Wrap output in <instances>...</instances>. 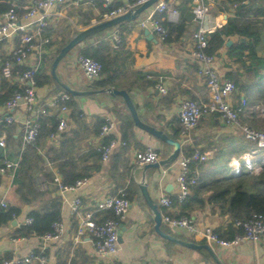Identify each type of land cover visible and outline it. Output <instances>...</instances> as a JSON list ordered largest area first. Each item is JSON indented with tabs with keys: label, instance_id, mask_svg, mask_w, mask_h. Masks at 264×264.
I'll return each instance as SVG.
<instances>
[{
	"label": "crops",
	"instance_id": "obj_1",
	"mask_svg": "<svg viewBox=\"0 0 264 264\" xmlns=\"http://www.w3.org/2000/svg\"><path fill=\"white\" fill-rule=\"evenodd\" d=\"M103 1L105 4H125L128 10L137 7L131 3V0ZM166 1H168L170 8L178 12L176 20H169L167 12L165 13L166 18L172 23H179L182 16V10L179 8L183 0ZM206 2L211 7L210 25L222 27L236 14L235 7L229 6L228 0H206ZM247 3L250 4V2ZM101 11L98 5L92 3V0L83 2L66 0L65 3L54 8L51 26L48 28V33L51 34L50 37L54 44L46 48L39 73L50 67L51 57L60 46L57 41L61 40L62 37L58 35V31L63 32L62 29H65L68 32L70 27L80 31L86 28L84 22L89 19L93 21V18L100 16ZM156 13H158V4L143 12L137 20L110 28L105 33L109 36V34L118 32L123 40L121 60L125 66V75L121 82L134 85L129 93L137 107L140 118L144 122L162 129L171 138H175L174 135L178 134L180 139L177 140L182 142V145H187L196 149L197 152L208 155V160L206 162L199 161L201 165L195 169L202 182L235 175L230 163L242 162V155L251 149L253 144L246 141L238 129L227 125L219 115L204 117L198 126L189 132V139L182 136V131L177 133V130L181 129L182 126L179 118L181 102L186 98L208 102L211 93L204 77L199 73L200 64L194 58L196 47L193 36L197 23L193 19L192 12L190 13L192 19L188 20L186 33L178 41L171 44H164L156 30L153 32L156 41L149 40L145 35L146 27L141 28L140 26V22L146 23L148 20L156 23L154 20ZM258 20V27L262 35L256 50L258 56L264 57V22L262 19ZM255 22L257 21L255 20ZM108 39L112 44V39L109 37ZM243 39V42L248 40L247 37L234 35L226 37V42L232 40V44H234ZM94 42L95 39H91V43ZM226 42L215 54L214 67L223 80L235 82L236 90L232 96L234 105L241 106V102L247 100V106L244 108L241 117V121L242 118L244 120L242 123L264 131V103H262L264 102V85L259 83L258 78L255 77L249 67L242 65L230 56V46ZM15 43V41L0 42V96L6 93V89L2 86L4 78L1 75L3 58L9 52V45L13 46ZM83 45L84 43L79 46L83 47ZM78 58V50L74 48L60 62L58 73L62 80L73 87L88 89L86 88L87 80L78 65ZM244 59L249 65V60ZM151 82L156 84L149 85L148 83ZM56 84L39 86V96L43 99L52 93L63 92V90L55 91ZM161 86L167 89L166 93L161 92ZM76 100L84 111L83 128L85 130L81 132L83 137L79 152L81 155L87 153L90 148L96 147L101 140L100 134L99 136L91 135L97 119L105 122L115 121L114 136L118 139L122 138L118 113L131 116L122 97L102 93L89 97H77ZM3 107L4 104H0V142L2 144L5 143L8 134L7 130L4 129L5 127L2 126L3 118L7 115V111ZM13 114L15 123L12 125L16 126L14 137L19 138L20 135L23 136V124L26 119L25 108L20 107ZM69 121V130H76L78 125L71 119ZM132 129L133 138L127 149L124 150L119 145L120 147L118 146L119 148L117 147L113 152L111 161L102 162L100 170L94 172L84 186L77 191L63 195L64 200L61 198L63 202L61 223L64 226L66 236L54 241L45 242L39 236H18L17 231L22 227L29 212L37 208V205H28L20 199L16 192L15 176L11 172L3 175L1 177L0 196L4 198L6 206H2V208L15 205L22 209V213L16 218L18 222L16 225L12 224L11 221L9 224L0 227V259L7 255L19 258L33 251L42 252L40 249L46 245L47 264H217L209 252L202 250L204 248L189 249L164 239L156 232L154 215L147 206L138 185L142 179L144 166L137 162L136 154L147 147H152L159 152L161 159H163L173 151V146L154 138L136 125ZM263 168L264 163L259 170L261 171ZM46 169L50 170L51 168L48 166ZM180 171L181 165L177 160L174 164L159 169L151 168L146 172L145 179L148 182L149 191L157 202L164 195L171 198L177 196L179 192L177 176ZM132 181L136 190L135 195L130 200L131 207L128 213L120 220L119 233L121 236H119L118 253L109 256L99 254L92 240L87 238L79 243H74L69 235H73L79 221L71 212L73 200L77 197L81 198L83 211L94 210L98 200L108 194L117 193L118 190L125 188ZM54 192V195L60 196L56 189ZM210 194L211 190L207 187L198 192L196 198L203 200L204 205L198 206L199 203L195 201L196 207L190 212V216L194 217L200 226H211L217 232L228 236L231 218L228 215H221L219 209L208 202ZM191 195L194 193L191 192ZM159 208L162 215L168 211L175 214L181 211L179 206H174L172 210H168L159 204ZM98 213H102V211L96 212V216ZM162 225L182 239L196 244L210 245L221 264H264V236L257 242H244L233 248H221L209 243L201 232L192 235L183 230H172L167 225Z\"/></svg>",
	"mask_w": 264,
	"mask_h": 264
},
{
	"label": "built area",
	"instance_id": "obj_2",
	"mask_svg": "<svg viewBox=\"0 0 264 264\" xmlns=\"http://www.w3.org/2000/svg\"><path fill=\"white\" fill-rule=\"evenodd\" d=\"M21 4L15 2L17 7L24 9V13L19 15L15 9H10L0 15V42L15 41L13 46L9 45L6 60L1 67V75L4 79L15 82L19 86L13 95L4 103V109L7 115L2 123L11 125L15 123L13 112L20 107L26 111V119L23 124V140L25 143H31L36 140L39 130V118L51 108L52 112L58 114L57 133L51 138L57 140L61 133L69 129V109L60 106L61 102L70 100L69 93H52L49 97L43 98L38 94L37 74L43 62V54L47 45L51 41L48 35V28L51 26L52 11L59 4L66 0H20ZM83 1V0H78ZM147 0H137L135 5L139 6ZM108 4L106 3L105 6ZM127 7H120L110 13L109 18L127 12ZM158 12H167L169 20L177 19V10L170 8L168 1L161 0L158 3ZM211 12L210 5L205 0H192V13L194 21L197 23L194 32L195 51L194 58L200 64L199 73L204 77L211 98L208 102H199L191 98L184 99L179 108V118L183 126L182 136L188 138L189 132L195 129L199 122L208 115L219 114L221 118L230 127L238 129L246 141L253 144V147L247 150L241 157L242 162L234 161L230 163L233 173L238 174L243 170L252 173H258L264 163V132L248 126L241 121L244 108L247 106V100L241 102V106L234 105L232 96L236 90V84L233 80H223L215 69V56L207 52L209 46V35L221 27L209 24ZM156 32L163 36L166 30L155 23ZM141 28L146 27L145 22H140ZM112 44L117 48L120 43V35L115 32L109 35ZM13 57V58H12ZM12 58V59H11ZM78 65L82 70L87 84H91L99 79L103 69L102 64L90 57L79 56ZM162 93H166L164 86L160 87ZM51 114V113H50ZM116 128L115 121H106L101 127L100 142L96 149L102 154V162H109L113 152L121 145L126 143L114 136ZM110 137L109 142H103L104 138ZM189 139V138H188ZM206 153L195 152L190 158L181 153L179 164L181 171L177 176L179 192L177 197L183 201L191 192V187L197 183L198 174L190 169L192 161L206 162L208 160ZM137 162L144 166L149 163L159 162L161 160L159 152L147 147L136 154ZM5 167L0 169V175H6L11 172L15 176L19 167V160L5 161ZM50 166V164L48 163ZM52 169V168H51ZM50 169V170H51ZM259 170V171H258ZM88 179L78 180L73 185H66L62 182L59 174L54 173L53 178L49 179L45 175L37 177L36 182L42 190L56 189L59 195L68 192H74L87 183ZM1 188V182H0ZM64 200V198H63ZM159 204L168 210L173 209V199L169 196H162ZM0 206H6L5 200L0 196ZM131 207V201L127 197L125 189H121L117 195L108 194L96 203L94 210L83 211V202L77 197L71 204V212L79 221L78 227L72 237L74 243H79L84 239L92 240L99 254L109 256L115 255L119 251V229L120 220L126 216ZM112 210L116 217L107 218L105 221H99L96 212ZM163 224L172 230L188 232L192 235L201 232L209 243L221 248H233L244 242H257L264 236V215L253 217L252 219L236 222L237 227L243 229V233H237L232 239L222 238L219 233L211 226H200L192 216L173 217L169 214L162 215ZM31 218H25L24 223L30 224ZM66 236L64 226L61 222L55 225V231L43 238L45 242H51L60 237ZM46 245H43L40 254L30 252L19 258L4 260L1 264H47V257L44 254Z\"/></svg>",
	"mask_w": 264,
	"mask_h": 264
},
{
	"label": "trees",
	"instance_id": "obj_3",
	"mask_svg": "<svg viewBox=\"0 0 264 264\" xmlns=\"http://www.w3.org/2000/svg\"><path fill=\"white\" fill-rule=\"evenodd\" d=\"M136 1L137 0H131V3L135 4ZM15 2L21 4L20 0H0V15L12 8L15 9L19 15L23 14L24 9L17 7ZM247 2H250V4ZM92 3L98 5L102 11L100 16L93 18V21L89 19L84 22V26L86 27L106 20L113 10L124 6L126 7L125 4L121 3L108 4L105 6L103 0H92ZM227 3L229 6L235 7L236 14L234 18L229 19L225 25L209 35L207 52L215 56L219 49L225 45L226 37L234 35L247 37V41L243 42L242 40H239L230 46V56L234 57L242 65L249 67L255 74V77L258 78L259 83L264 85V57L258 56L256 50L262 35V32L258 27V19H262L264 22V0H228ZM180 5V8H178L182 10V16L179 23L170 22L166 18V12H158L154 16V20L166 30V33L163 36H160L161 41L164 44H171L178 41L187 31L188 20L192 19V0H183ZM254 19L257 22H255ZM62 31L63 32L58 31V35L62 38L57 41L60 46L51 57L50 67L46 68L42 73L38 72L37 74L38 87L56 83L50 73L53 60L59 53L60 49L80 32L72 27L69 28L68 32L65 29H62ZM106 32L107 30L87 39L84 41L83 47H75L78 50L79 56L93 58L99 61L103 66L100 78L91 84H88L86 88L94 90L117 88L125 89L130 92L134 85H128L121 82L122 77L125 75V66L122 64L121 60L123 55L122 49L124 46L122 37L120 35L121 41L117 48H115L113 44L110 43L108 34H105ZM48 35L50 36L51 34ZM91 39H95V42L91 43ZM52 44H54V42L51 40L47 47H50ZM244 58L249 60V65H247ZM6 60H8L7 56L3 58L2 63ZM148 84L155 85L156 83L151 82ZM2 86L6 89V93L0 96V104H4L16 90H19L17 83L11 81L8 82L6 79L2 81ZM56 86L57 88L55 91L62 90L59 84H56ZM76 99L77 97L71 95L70 100L61 102L60 106L65 105L68 107L70 119L78 125V128L76 130H66L60 134L57 140L52 139L51 137L57 133L59 122L58 114L57 112H52L51 108H46L48 112L40 116L38 134L36 140L31 143H25L23 136L21 135L19 138L14 137L16 132L15 125H8L5 122L2 123V126L5 127L4 129L7 130L8 134L5 143L2 144V142H0V169L6 166L5 161L7 160L11 161L14 160V158L15 160H19V167L15 174V182L17 183L16 192L24 203L28 205H37V208L32 209L27 217L31 218L32 222L30 224L23 223L22 227L17 231L18 236L20 237H44L48 234H52L55 231V225L61 222L62 219L63 202L61 197L54 195V189L42 190L36 182L38 176L43 174L47 178L52 179L53 174L57 173L60 175L64 184L73 185L78 180L85 178L88 179L94 172L100 170L102 154L96 149V147L90 148L85 154L81 155L79 153L81 150L80 145L83 141L81 132L84 131L85 128H83L84 111L81 109ZM118 120L120 122V131L122 133L121 140L126 143V145L121 148H124L125 150L130 145L133 138L132 128L135 126V123L132 117L128 114L124 115L118 113ZM105 123L104 120L97 119L91 135L99 136L101 133V127ZM182 130L183 126H181V129L177 130V133H180ZM177 135L178 134H175L174 137L176 139H173H180ZM110 139V137L104 138L103 142H109ZM195 152H197L196 149L190 148L187 145H182V153L184 156L190 158ZM110 161L111 158L109 162ZM200 165L199 161H192L190 163V167L193 170L197 169ZM48 166L52 169L47 170L46 167ZM1 177L2 176L0 175V182ZM205 187L211 190L208 202L218 208L221 215H228L231 218V223L228 227V236H225L218 231L222 238L232 239L237 233H243V229L237 227L236 222L264 215V168L258 173L243 170L238 174L226 176L210 182H202L201 179L198 178L197 183L191 187V192H193L194 195H191L190 192L187 198L183 201H180L177 196L172 198L173 207L179 206L181 211L176 214L168 211L164 212V215L169 214L173 217L190 216V212L196 207V202L199 203L197 204L198 206L204 205V201L199 200L196 197L198 192ZM122 189H125L129 200L135 195L136 186L133 181ZM119 191L120 190L111 195H117ZM21 213L22 209L18 206L9 205L6 208H2L1 206L0 227L9 224L11 221L18 218ZM97 215L99 216V221H105L107 218L112 217L118 218L112 210H104ZM162 227L164 226L162 225ZM163 229L166 232L172 233L165 227ZM202 250H205L208 253L206 249ZM34 252L37 254L41 253L40 251ZM44 254L46 255L45 252ZM12 258L11 255L1 258L0 264L4 260ZM217 264L221 263L218 262Z\"/></svg>",
	"mask_w": 264,
	"mask_h": 264
},
{
	"label": "water",
	"instance_id": "obj_4",
	"mask_svg": "<svg viewBox=\"0 0 264 264\" xmlns=\"http://www.w3.org/2000/svg\"><path fill=\"white\" fill-rule=\"evenodd\" d=\"M161 0H147L143 4L129 9L127 12L108 18L100 23H96L93 25H90L75 35L66 45H64L59 53L56 55L55 59L52 63L51 68V74L54 78L55 82L59 84L63 90L64 93H69L74 97H89L92 95H98L102 93H108L112 96H120L123 98L126 106L128 107V110L132 116V119L135 123V125L144 130L145 132L152 135L154 138L165 142L167 144H170L173 146V151L166 157L161 159L159 162L155 163H149L144 165V171L142 175V179L138 182V185L140 187L142 196L144 197V200L151 210V212L154 215V222H155V230L156 232L163 237L166 240H169L171 242H174L178 245H181L183 247L199 250V249H206L209 254L213 257L215 262H219L218 257L214 253L213 249L208 244H196L194 242H191L189 240L182 239L178 236H175L172 233L166 232L162 229V213L160 212L159 203L153 198L151 195L149 188H148V182L146 181V172L151 169H159L161 167L174 164L181 156L182 153V143L178 140H175L171 138L168 134H166L162 129L157 128L156 126L144 122L138 113V110L135 106V103L132 99V96L128 91L125 89H117V88H106V89H78L73 87L68 82H65L62 80L58 73V66L60 62L67 57V55L77 46L82 45L84 41L87 39H90L94 37L95 35L105 31L109 30L110 28L117 27L123 23L131 22L137 20V18L145 11H147L150 7H152L155 4H158ZM156 29V25L154 21L148 20L146 22V29H145V35L149 40L156 41L154 38V30ZM244 41V39L242 40ZM228 46H231L232 40H229L226 42ZM18 222L17 220H13L12 224L16 225ZM119 236H121V233H119ZM120 239V237H119ZM220 263V262H219Z\"/></svg>",
	"mask_w": 264,
	"mask_h": 264
},
{
	"label": "rangeland",
	"instance_id": "obj_5",
	"mask_svg": "<svg viewBox=\"0 0 264 264\" xmlns=\"http://www.w3.org/2000/svg\"><path fill=\"white\" fill-rule=\"evenodd\" d=\"M75 29H76V28H75ZM53 39H54V38H53ZM63 60H64V59H63ZM63 60H62V61H63ZM262 103H264V102H262ZM242 121H244L243 118H242ZM252 127H253V126H252ZM254 128H255V127H254ZM255 129H257V128H255ZM258 130H259V129H258ZM260 131H263V130H260ZM263 132H264V131H263Z\"/></svg>",
	"mask_w": 264,
	"mask_h": 264
}]
</instances>
